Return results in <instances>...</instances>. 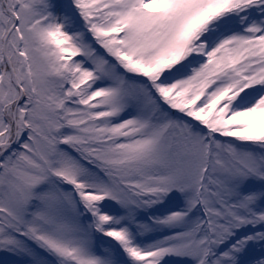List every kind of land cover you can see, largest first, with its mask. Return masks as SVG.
<instances>
[{
  "label": "snow or ice",
  "instance_id": "6c2138e0",
  "mask_svg": "<svg viewBox=\"0 0 264 264\" xmlns=\"http://www.w3.org/2000/svg\"><path fill=\"white\" fill-rule=\"evenodd\" d=\"M0 264H264V0H0Z\"/></svg>",
  "mask_w": 264,
  "mask_h": 264
}]
</instances>
